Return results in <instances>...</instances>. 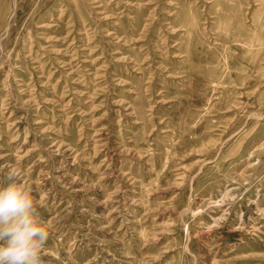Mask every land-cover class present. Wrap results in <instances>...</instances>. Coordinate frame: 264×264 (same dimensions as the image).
Wrapping results in <instances>:
<instances>
[{
  "label": "rangeland",
  "instance_id": "1",
  "mask_svg": "<svg viewBox=\"0 0 264 264\" xmlns=\"http://www.w3.org/2000/svg\"><path fill=\"white\" fill-rule=\"evenodd\" d=\"M42 264H264V0H0V185Z\"/></svg>",
  "mask_w": 264,
  "mask_h": 264
},
{
  "label": "clouds",
  "instance_id": "2",
  "mask_svg": "<svg viewBox=\"0 0 264 264\" xmlns=\"http://www.w3.org/2000/svg\"><path fill=\"white\" fill-rule=\"evenodd\" d=\"M0 185V264H42L51 225L36 211L31 186L14 169Z\"/></svg>",
  "mask_w": 264,
  "mask_h": 264
}]
</instances>
